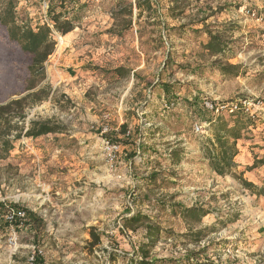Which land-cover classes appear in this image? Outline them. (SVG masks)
I'll return each mask as SVG.
<instances>
[{
    "label": "rangeland",
    "instance_id": "obj_1",
    "mask_svg": "<svg viewBox=\"0 0 264 264\" xmlns=\"http://www.w3.org/2000/svg\"><path fill=\"white\" fill-rule=\"evenodd\" d=\"M17 3L19 22L48 21L56 43L34 89L50 97L28 109L25 128L60 129L22 138L0 160V264H125L149 242L144 225L125 228L138 214L160 230L151 264H264V180L253 195L243 172L217 176L202 151L218 117L206 103L250 100L263 108L239 153L264 156V0ZM51 8L74 20L62 48ZM210 33L225 42L222 56L205 51ZM23 58L0 29V105L28 93ZM225 65L239 75H222ZM193 207L209 215L186 222L180 212ZM19 210L26 216L11 222Z\"/></svg>",
    "mask_w": 264,
    "mask_h": 264
},
{
    "label": "trees",
    "instance_id": "obj_2",
    "mask_svg": "<svg viewBox=\"0 0 264 264\" xmlns=\"http://www.w3.org/2000/svg\"><path fill=\"white\" fill-rule=\"evenodd\" d=\"M142 1L147 3L150 10L153 0ZM63 2L64 0H60V5ZM72 4L75 5L76 3L72 2L70 5ZM17 5V0H0V29L4 31L6 41L14 47L16 46L19 53L24 56L23 59L27 63L25 66L26 73L29 77L25 92L28 93L0 105V160L6 159L15 148V143L22 138L39 139L49 134L58 133L60 129L55 127L51 121H30L28 129L25 128L28 109L48 100L50 97L51 90L49 87L44 86L37 91H34V89L45 79V64L54 53L56 43L53 39V31L47 23L38 28V30H34L28 23L19 22L16 12ZM137 7L140 8L142 6L139 3ZM49 15L54 30L62 36L67 37L66 35L75 29L73 18H67L68 16L65 19L62 18L64 12L55 13L54 8H51ZM204 49L209 56L214 57L225 54L227 47L219 36L210 33ZM239 68V66L225 65L221 66L220 70L224 76H238ZM117 72L121 73L122 69H118ZM231 119L229 120L222 116L210 119L208 123L211 124L212 137H207L202 147L203 155L208 161L210 169L220 177L234 174L235 169L238 167L235 162V158L239 154L238 142L243 140L244 135L249 131V127L254 126L255 123V119L243 113H238L233 118L234 120ZM122 128L124 129L125 127L123 126ZM173 160L179 161L175 156ZM256 167L264 168V156H256L253 166L248 167L247 170H252ZM156 178L157 176L154 177V179ZM239 179L243 186L250 190L253 195L257 193V186L247 182L242 176ZM0 207L2 208L3 206L0 205ZM180 215L186 222L193 221L198 223L207 217L209 212L199 207H193L185 208L180 212ZM149 222L150 218L141 214L126 220L125 228H133L134 225L138 224L144 225L149 242L148 244H141L135 257H128V261L125 264L152 263L150 260V249L159 241L160 230L155 226L149 225ZM6 224L8 223L6 222ZM90 236L92 239L90 245L93 247L101 243L99 236L92 230Z\"/></svg>",
    "mask_w": 264,
    "mask_h": 264
},
{
    "label": "built area",
    "instance_id": "obj_3",
    "mask_svg": "<svg viewBox=\"0 0 264 264\" xmlns=\"http://www.w3.org/2000/svg\"><path fill=\"white\" fill-rule=\"evenodd\" d=\"M254 17L256 16L255 13L252 14ZM259 18V17H258ZM48 25H50V23L47 21ZM206 106L208 107V109H210L211 112L217 114V116H220V111L226 109L228 112L230 113H238V112H242L245 115L255 119V116L258 114V110L257 109H261L263 108V104L261 103H256L250 100H244L241 101L239 103H232L230 104V106H217L214 107V105L210 104V103H206ZM203 129L202 126L200 125H196L195 126V132L199 133L201 132V130ZM26 216L25 212L22 211H17L14 213L13 216L9 217L8 219L12 222L15 219H22ZM36 261V257L33 256L31 263L34 264V262Z\"/></svg>",
    "mask_w": 264,
    "mask_h": 264
},
{
    "label": "crops",
    "instance_id": "obj_4",
    "mask_svg": "<svg viewBox=\"0 0 264 264\" xmlns=\"http://www.w3.org/2000/svg\"><path fill=\"white\" fill-rule=\"evenodd\" d=\"M65 39L69 40L68 35L65 37ZM242 149L245 150V152L241 151L237 156V163L239 164L237 169L243 172V177L247 179L248 182L258 185L260 180H264V168L256 167L252 170H247L248 167L253 166L254 159L251 157V153H249L245 147Z\"/></svg>",
    "mask_w": 264,
    "mask_h": 264
},
{
    "label": "bare ground",
    "instance_id": "obj_5",
    "mask_svg": "<svg viewBox=\"0 0 264 264\" xmlns=\"http://www.w3.org/2000/svg\"><path fill=\"white\" fill-rule=\"evenodd\" d=\"M58 40H59V45H58V46H59L60 48H62V47H63L64 45H66L67 42H68L67 39L63 38L62 36H59V39H58Z\"/></svg>",
    "mask_w": 264,
    "mask_h": 264
}]
</instances>
